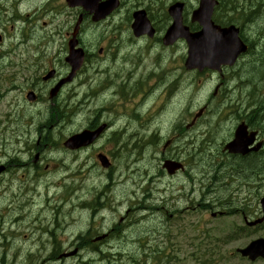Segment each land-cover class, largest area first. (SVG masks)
Returning <instances> with one entry per match:
<instances>
[{"label": "rangeland", "instance_id": "rangeland-1", "mask_svg": "<svg viewBox=\"0 0 264 264\" xmlns=\"http://www.w3.org/2000/svg\"><path fill=\"white\" fill-rule=\"evenodd\" d=\"M123 1L124 7L121 13L102 25L100 30H106L111 25L110 33L114 30V27H116V30L123 31L126 25L130 24L132 11L142 7L141 3H147L145 0ZM153 1H155L156 7L160 5L158 9L160 14L162 8L166 11L176 0ZM190 2L195 1L190 0ZM52 5L56 6L55 11L60 15L54 12L52 15L53 24L45 27L42 33L37 30L36 35H39L35 38V50L41 49L44 44L43 38H50V35L57 28L59 34L55 38L54 44H47V56L42 57L38 61L39 64L32 62L14 63L15 65L10 64L11 66H8L11 58L3 59L0 54V165L4 164L9 156L14 157V159H17L16 156H18L22 162L32 161L36 153L40 151L36 149V143L41 148V141L48 136V133H52L56 139H61L72 133L82 131L94 120L96 115L94 108L109 111L112 118L116 115L113 112L127 113L128 134L137 133V136L145 142L152 134L158 135V142L162 141L163 136L171 132V124L178 118L185 123L188 122V111L183 109L188 104V101L185 100L191 92L188 86L189 81H191V84L194 83L197 88L203 84L204 79L200 78L201 75L190 77V73L183 69L182 60L187 56V47L181 45L178 48L165 50L159 46L151 47L146 43H134L125 48L111 49L110 51L106 42L114 40L115 33H112L109 35L111 36L109 40L106 39L109 37L107 36L104 37L101 43L97 44L96 40L91 38V35L90 39H86L85 45L88 47L89 52L88 63L85 65L84 72L79 79L70 85L69 91L66 92L67 95L71 94V98L72 95H75L70 107H75L79 102H82L84 112L78 116L75 115L71 121H64L63 125L59 123L57 126L51 127L50 125H53L57 119L48 122L49 116L53 114L56 117V108H48L46 107L47 104L44 103L39 104L36 108H31L33 106L29 107L23 102L24 96L22 93L13 89L22 90L27 88L30 85L28 83L30 82L29 78L37 80L38 77L39 80L45 72H50L54 68L60 72L62 77H66L68 74V72H65L63 62L64 53L67 51V43L65 38H62L65 33L62 28L66 23H68V27L75 23L77 16L75 17L74 12L67 9L64 0H54ZM149 8L152 11L154 7ZM40 19L39 27L42 26L43 22L50 23L51 21L50 17H41ZM160 20L162 22L161 14ZM88 24L92 25L90 20ZM261 24L264 26V23ZM56 26L57 28L54 29ZM87 29L92 30V26ZM253 32H249L251 38H264V29L262 34L257 30ZM100 36L102 35L98 37L100 38ZM16 37L12 42L19 41L20 35ZM10 45L11 42L7 41L4 47H0V52L6 50ZM100 48H104L102 55L98 53ZM43 49L45 51V48ZM115 51H117L116 54ZM115 55L117 57L113 60ZM35 60H37L36 56ZM37 64L38 66H36ZM239 68L241 72L242 65L237 69ZM128 72L131 73L130 76H127ZM156 74H162V76L156 77ZM126 76L129 81L125 80ZM212 78V76L205 78L204 92H208L205 99L208 98L209 91H214L220 82L217 76L215 77V83L211 85ZM116 79V84L119 87L125 81L131 84V87L126 90L120 87V91L124 92V96L116 93L118 89L116 85L112 86ZM254 79H258L256 72ZM8 80H13L14 84ZM174 84L176 89L174 88L171 93L170 89ZM110 86L115 88L110 91H103L107 87L111 88ZM38 87L43 88L41 96L48 100L49 88L45 90L43 82L38 83ZM74 92H77V94H74ZM196 101L199 104V95ZM139 105L142 106L140 111L143 116L140 121L136 122L130 119L129 114L137 112ZM105 117L107 116L105 115ZM105 120V123H108L110 118L108 117ZM123 124L124 121L121 120L113 128V131H118V126L121 127ZM225 136H227L226 132L220 137L219 141ZM26 142L28 148H30L29 154H25L28 153ZM161 144L156 149V153L154 152L156 148L154 145L146 147L142 156L143 159L135 162V165L141 166L140 174H143L144 171L147 174L141 182L138 181V177L130 174V169L134 165L132 164L133 161L117 159L113 174H109L97 166L93 167L96 161L94 158H89L88 154L74 161L71 156L64 152L51 151L47 148L44 150V163L50 165L51 170L43 173L40 183L31 181L34 175L31 170L20 171L21 169H16L12 173L0 177V194L1 191L7 192L6 198H0V212L16 207V209L20 208L21 214L16 211L11 213L8 219L15 220L24 214V216H27L26 219L22 220L21 225L20 223L17 224L19 227L15 226V229H20V237L15 240L9 239L15 248L3 256V250L0 246V264L45 263H43L44 259L49 258L51 252V245L49 244L46 247L44 245L47 237L38 235L32 239L35 225L40 223L39 219L47 222H51L57 217L66 219V221L63 220L66 224H62V230L56 232L58 239L65 240L63 243L65 248L69 247L70 242H74L72 239L77 234L87 231L89 226H92L99 235L109 233L111 228L126 216V212L133 201L137 198L141 200L145 189L152 191L155 205L166 206L162 212L156 213L154 211L150 215H146V220L142 224L140 219L132 221L133 224L122 234L112 232V238L122 235L118 239L108 241L105 244L96 243L99 244L101 249L105 250L107 253L105 255L98 256L91 252H85L79 257L64 260V263L55 261L49 262V264H83L82 262L85 264L90 259H94L95 264H253L235 253L237 249L246 247L253 240L264 238V229L246 231L240 238L231 239L229 236L235 228L238 229L245 225L243 214H241L242 209L246 210L249 219H256L261 215L259 201L264 197V187L260 189L258 182L255 189L252 190L251 187L243 184L247 183L244 177L251 178L247 176L257 175L264 170V163L259 162L262 159L264 160V156L251 162L250 170L245 168L236 170L238 175L242 176L240 179L241 186L219 183V186L210 192L209 196H212L211 198L215 206L220 209L219 211L227 212L226 217L214 219L210 216L211 211H206L204 207L200 206L201 188L199 183L193 186V179L188 174L191 171L193 177H195V182L200 181L202 186L211 187L213 184L211 176L204 178L198 169H194L195 162L200 163L201 161L199 159L184 160L187 165L186 173L174 178L168 177L164 173L160 175L159 172L162 166ZM184 144V141L180 142L181 149ZM191 150L194 151L192 148ZM3 153L7 157H3ZM133 156H130V158L136 161V156L134 158ZM180 156L183 159V156L186 158L189 155L186 153ZM61 162L71 167L70 172L78 169L84 162V169H78L80 175L77 183L81 185V190L77 198L81 197L80 199L76 198L75 201L64 203L62 202L63 189L57 186L50 187L51 183L59 182L66 175L62 168L55 167ZM91 167L93 168L91 169ZM119 173L122 174V178L129 177L132 180L134 186L132 191L127 192L126 190L128 182L123 186L115 185ZM136 174L138 175V172ZM22 176H25V180L22 179ZM152 177L155 178V182L151 180ZM110 179L113 182H110ZM226 181H223V183H226ZM65 183L70 184L71 180H67ZM108 183L110 185H107ZM113 184L114 186H112ZM29 186H32L33 192L29 191ZM106 188L109 190H105ZM162 190L165 193L158 194V191ZM97 192H102V200L109 203L110 206L106 211L93 217L94 213L92 211L83 209L79 205L83 200L93 199ZM172 195L174 199L170 201ZM47 198L50 200L48 203ZM117 201L120 204L115 207ZM163 201H166V203L162 205ZM207 201L211 200L207 198ZM220 202H223V204ZM226 202L230 204L225 206ZM236 209L237 211H234ZM214 211L216 210L214 209ZM62 212L63 215H61ZM18 222L19 220H17ZM53 228L54 226L51 225V230ZM156 234H160V236L158 237ZM24 235H27L28 239ZM96 235L97 233H92V236ZM1 237L6 238L7 235L3 234ZM215 238L218 242L215 241ZM156 247H158V251L154 249ZM45 248L48 249V252H44ZM16 250L20 251L17 252ZM254 264L264 263L258 261Z\"/></svg>", "mask_w": 264, "mask_h": 264}, {"label": "flooded vegetation", "instance_id": "flooded-vegetation-1", "mask_svg": "<svg viewBox=\"0 0 264 264\" xmlns=\"http://www.w3.org/2000/svg\"><path fill=\"white\" fill-rule=\"evenodd\" d=\"M54 0H0V47L5 46L7 41L11 42V48L12 52L8 51L6 54L8 57L6 58H11V63H38L39 60L42 59V57L47 56V44H54L55 38L58 37V28L57 26L54 28L57 30L53 32L49 37H45L44 39V44L43 47L39 50H35L36 46L34 45L36 40H33L29 42L28 44H24L22 41H15L12 42L13 39H16L17 33L21 32L23 30L24 26H28L30 24H33L36 21H41V17H50L51 21L50 23L43 22L41 29L44 31V28L47 27L49 24H53V19L52 15L55 12L57 15H60L57 13L56 6L52 5ZM65 3L67 0H64ZM138 1V0H137ZM147 2V5L150 7H154L151 11L150 8H146L149 18L152 22V25L155 29V35L152 38H141V39H136L131 33V24L126 25V28L123 31L116 30V27H114V30L110 33V28L106 32H101L99 31L100 25H93V27L97 28V34L96 38L98 39L96 41L97 43H101V41L104 40V37L109 36L112 33H115L114 35V40L106 42V45L109 48H124L127 47L128 45L138 43V42H144L146 44H149V46H156L157 44H162L163 40V35L164 32L166 31L165 29V24L163 21V16H162V22L160 20V14H159V7H156V3L153 0H145ZM195 2H190V0H176V2H182L185 5L184 12L186 14L192 12L196 6H197V1L194 0ZM220 2V5L222 6V3L228 7L229 2L236 7V8H231L229 10L230 13L235 14L236 17V22L237 23H242L241 26V37L244 40V42L247 44L249 51L248 53L241 58V61L243 63V66L246 68L245 74H248L252 71H254V68H256V64H264V38L258 39L257 42L255 41H250L247 40L249 36V32L254 33L253 31L257 30L262 34V31L264 29V26H262L261 23H264V0H218ZM144 2V1H143ZM220 5H218L217 10L219 9ZM67 7V4H66ZM157 8V9H155ZM67 9L69 11L74 12V16L77 18L76 22L69 25L68 23L63 26L62 30H65L64 35L62 38H65V41L67 43L66 48L67 51L64 53V58L63 62L65 64V72H69V68L67 64L65 63L66 58L69 54L68 50V44L69 41L73 38V34L76 28V23L78 18L81 15H84V12L81 8L78 9H73L70 10L68 7ZM226 11H228L226 9ZM120 14V13H119ZM118 15V14H117ZM117 15L113 16L116 17ZM228 17V14L227 16ZM89 18L87 16L84 17V22L79 28V31L77 33L76 39L78 41V46L79 48L86 49L88 50V47L85 45L86 39H90V35L86 34V28H89L92 25L88 24ZM186 22H189V20ZM222 23L224 24L225 22L222 20ZM233 22L226 23V25L232 24ZM221 26V25H220ZM230 26V25H229ZM229 26H223L222 27H229ZM53 29V28H52ZM242 30L243 33L242 34ZM99 35L100 38L98 37ZM246 36V38H245ZM111 36L107 37L106 39L109 40ZM13 44V45H12ZM15 45V46H14ZM45 48V51L44 49ZM93 50V49H90ZM92 52V51H91ZM87 55L89 56V52H87ZM35 56L37 57V60H35ZM37 64V65H38ZM36 65V66H37ZM117 67V65H116ZM237 68V67H236ZM232 69V70H226L224 71L225 75L229 74L230 72L235 73L237 72V69ZM131 73L128 72L127 76H130ZM125 78L126 81H129V78ZM62 78L60 76V72L56 70V75L55 77L47 82L44 83L45 90L46 89H51L53 88L58 81ZM244 78L243 80H245ZM248 79V77H247ZM258 79H260L258 81ZM258 79H255L256 84L258 86L257 91L253 93V95L257 96L256 103L254 104V108H227L230 111L228 112V119L231 122L232 125V130L233 132L236 130V128L242 124L245 123L248 127L250 132L255 131L258 134L259 141H262V132H264V120L262 121V118L264 119V76L260 77L258 75ZM124 82L125 90L131 87V84L128 82ZM117 82V79L115 80ZM42 83V82H39ZM241 84V82H240ZM224 83H221V87H223ZM68 87H65L57 99L54 101L49 100V108H65L66 106L63 105V96L65 94V91L67 90ZM43 88H39L36 83H32L30 85V88L28 89L29 92H34L36 95V103H40L42 101V93ZM219 88H217V93H218ZM223 98V97H222ZM253 105V106H254ZM208 108V106H206ZM262 108V109H261ZM214 111L210 110L208 113H212ZM222 116L221 112H218V118ZM246 120H242V119ZM109 128V125H108ZM174 138L179 140L180 138V132L176 131L175 132ZM234 134V133H233ZM115 140L116 137L115 135L111 136H104L100 142H103V145L100 146L98 145L97 147H100L99 153H102L106 156H108L112 151L115 149ZM96 146H93L91 148H94ZM264 153V148L259 152V153H251L250 155L246 157H231L232 161L237 162L240 161V167L239 168H245L247 170L251 169V166L246 167V164H251L256 158H258V155ZM169 157V156H168ZM171 158V157H169ZM17 160V159H15ZM246 163V164H243ZM250 167V168H249ZM249 168V169H248ZM227 172H233L234 169H227ZM110 182H113L110 179ZM107 185H110L109 183ZM99 195H102V192H99ZM139 206V205H138ZM137 206V207H138ZM144 208V209H143ZM141 211L146 210V206L143 205L140 207ZM63 215V212H62ZM64 217H61V220L58 221L57 223L59 225L63 224L64 225ZM57 254V250H53L51 252V256L55 257Z\"/></svg>", "mask_w": 264, "mask_h": 264}, {"label": "water", "instance_id": "water-1", "mask_svg": "<svg viewBox=\"0 0 264 264\" xmlns=\"http://www.w3.org/2000/svg\"><path fill=\"white\" fill-rule=\"evenodd\" d=\"M102 0H67L69 7H83L87 13L93 16L94 22H99L109 16L114 10L119 8V0H108L105 3H101ZM216 2L214 0H201V5L198 11L193 15L194 21H197L202 26V31L196 34H190L188 29H185L182 25V9L181 5H175L169 9V14L174 20L173 26L168 30L164 39V45H173L178 39L182 38L187 41L188 44V58L186 61V68L188 70L198 69L203 70L209 68L217 70L221 65L227 64V59L235 57L241 52L238 45L237 32L231 30H221L214 27L211 22L214 6ZM81 19L79 20L74 39L69 43L70 56L67 59L68 64L71 66L72 71L69 77L62 82L51 92V97H54L58 90L66 82H71L76 73L81 69L85 59V53L83 50H76L77 41L76 33L80 26ZM150 28V29H149ZM133 31L136 36H142L147 33L152 35L154 32L151 29L150 22L146 18L144 12H137L134 14ZM239 46V47H238ZM53 74H50L47 78H51ZM29 99L33 97L30 94ZM99 135L98 132L90 133L85 132L81 135L71 138L65 146L70 149H78L81 146H87L93 142V140ZM240 138H237V143ZM165 168L168 169L172 175L178 169L179 164L170 163L166 164ZM264 209V201L262 202ZM260 220L256 223L250 224L251 226L258 223H262ZM244 257H249L250 260L255 261L259 257L264 259V240H259L252 243L247 249L240 251Z\"/></svg>", "mask_w": 264, "mask_h": 264}, {"label": "trees", "instance_id": "trees-1", "mask_svg": "<svg viewBox=\"0 0 264 264\" xmlns=\"http://www.w3.org/2000/svg\"><path fill=\"white\" fill-rule=\"evenodd\" d=\"M254 70H255V69H254ZM249 75H250V76H252V75L255 76V71L250 72ZM62 113H63V111H58V115H59V116H62ZM259 162H260V163H264V160L262 159V160H260ZM260 163H259V164H260ZM248 166H251V165H250V164H246V167H248Z\"/></svg>", "mask_w": 264, "mask_h": 264}, {"label": "bare ground", "instance_id": "bare-ground-1", "mask_svg": "<svg viewBox=\"0 0 264 264\" xmlns=\"http://www.w3.org/2000/svg\"><path fill=\"white\" fill-rule=\"evenodd\" d=\"M249 168H250V167H249ZM249 168H248V169H249ZM143 209H144V208H143Z\"/></svg>", "mask_w": 264, "mask_h": 264}]
</instances>
